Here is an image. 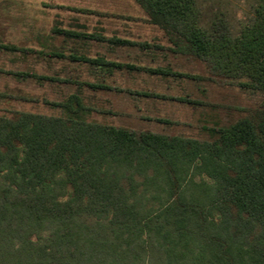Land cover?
Masks as SVG:
<instances>
[{
    "label": "trees",
    "instance_id": "trees-1",
    "mask_svg": "<svg viewBox=\"0 0 264 264\" xmlns=\"http://www.w3.org/2000/svg\"><path fill=\"white\" fill-rule=\"evenodd\" d=\"M136 1L147 21L159 20L175 51L246 74L264 93V0L233 38L221 24L200 25L195 0ZM32 38L40 50L0 47L86 62L105 75L138 69L86 56L85 44L98 35L56 25ZM108 41L114 53L141 47ZM58 106L73 114L85 107L78 94ZM204 130L207 141L0 114V264H264V99Z\"/></svg>",
    "mask_w": 264,
    "mask_h": 264
},
{
    "label": "rangeland",
    "instance_id": "rangeland-1",
    "mask_svg": "<svg viewBox=\"0 0 264 264\" xmlns=\"http://www.w3.org/2000/svg\"><path fill=\"white\" fill-rule=\"evenodd\" d=\"M195 2L200 25L221 24L233 38L252 21L258 0ZM147 19L136 0H0V46L40 50L32 35H48L57 25L101 38L85 44L83 52L89 58L138 67L113 69L105 75L86 62L21 55L0 47V114L23 111L207 141L204 128L215 121L229 124L238 112L264 99L246 74L227 73L211 60L175 51L159 20ZM112 38L138 42L141 47L114 53L108 41ZM20 72L33 75L19 81L14 74ZM71 94L79 95L84 110L73 114L58 106Z\"/></svg>",
    "mask_w": 264,
    "mask_h": 264
}]
</instances>
